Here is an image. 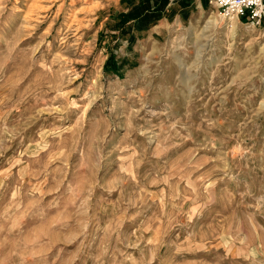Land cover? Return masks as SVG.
<instances>
[{"label":"rangeland","instance_id":"374dc122","mask_svg":"<svg viewBox=\"0 0 264 264\" xmlns=\"http://www.w3.org/2000/svg\"><path fill=\"white\" fill-rule=\"evenodd\" d=\"M140 1L0 0V264H264V21Z\"/></svg>","mask_w":264,"mask_h":264},{"label":"trees","instance_id":"16d2710c","mask_svg":"<svg viewBox=\"0 0 264 264\" xmlns=\"http://www.w3.org/2000/svg\"><path fill=\"white\" fill-rule=\"evenodd\" d=\"M162 5L159 9L153 10V3L152 0H141L139 6L136 8H132L128 14L125 16V21L123 22V28H121L122 35L126 36L127 34H131L134 31L136 32H144L148 31L150 28L155 26L159 20L163 18V13L161 12V9L163 7H166L169 0H161ZM132 26H129L128 28H124L127 23L133 22ZM129 46H132L135 43V37H129L128 39ZM126 62V60L124 61ZM116 59L113 55L110 56L107 62V67L110 68L112 66H116Z\"/></svg>","mask_w":264,"mask_h":264},{"label":"built area","instance_id":"2783aa9c","mask_svg":"<svg viewBox=\"0 0 264 264\" xmlns=\"http://www.w3.org/2000/svg\"><path fill=\"white\" fill-rule=\"evenodd\" d=\"M209 3L230 16L248 17L254 25H261L264 21L263 0H209Z\"/></svg>","mask_w":264,"mask_h":264},{"label":"crops","instance_id":"0c3cea01","mask_svg":"<svg viewBox=\"0 0 264 264\" xmlns=\"http://www.w3.org/2000/svg\"><path fill=\"white\" fill-rule=\"evenodd\" d=\"M200 3V6H209V0H196V2Z\"/></svg>","mask_w":264,"mask_h":264}]
</instances>
